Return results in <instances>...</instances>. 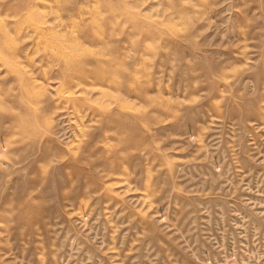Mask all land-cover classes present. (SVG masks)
Instances as JSON below:
<instances>
[{"label": "rangeland", "instance_id": "obj_1", "mask_svg": "<svg viewBox=\"0 0 264 264\" xmlns=\"http://www.w3.org/2000/svg\"><path fill=\"white\" fill-rule=\"evenodd\" d=\"M0 264H264V0H0Z\"/></svg>", "mask_w": 264, "mask_h": 264}, {"label": "bare ground", "instance_id": "obj_2", "mask_svg": "<svg viewBox=\"0 0 264 264\" xmlns=\"http://www.w3.org/2000/svg\"><path fill=\"white\" fill-rule=\"evenodd\" d=\"M59 56V58H61V56L60 55H58ZM72 57H70V59H71ZM66 60H65V62L67 63V62H69V61H71L69 58H65ZM90 62V61H89ZM94 62V61H93ZM69 70H71V73H74L75 72V70L74 69H72V68H70ZM77 78H79L80 80L82 79V82H83V80H90V81H92V80H98V79H96V78H91V77H89V76H86V75H79ZM98 81H100V80H98ZM79 82V81H78ZM79 84H80V82H79ZM75 88V87H74ZM78 88V90L77 91H70L69 93H68V95L66 96V99L64 100L65 102H67V103H71V104H76L77 106H78V104L81 102V91H83V88L82 87H80V86H78L77 87ZM77 88H75V89H77ZM74 89V90H75ZM76 92V94H74ZM32 100H35L34 99V97H32L31 98ZM119 108V107H118Z\"/></svg>", "mask_w": 264, "mask_h": 264}]
</instances>
